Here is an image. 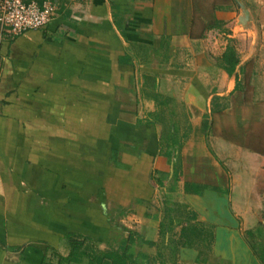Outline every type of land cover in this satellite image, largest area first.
<instances>
[{
  "label": "crops",
  "instance_id": "obj_1",
  "mask_svg": "<svg viewBox=\"0 0 264 264\" xmlns=\"http://www.w3.org/2000/svg\"><path fill=\"white\" fill-rule=\"evenodd\" d=\"M56 5L44 29L0 32V264L66 256L69 234L105 251L112 226L147 264H264V0ZM164 180L169 225L206 226L175 233L172 263Z\"/></svg>",
  "mask_w": 264,
  "mask_h": 264
},
{
  "label": "trees",
  "instance_id": "obj_2",
  "mask_svg": "<svg viewBox=\"0 0 264 264\" xmlns=\"http://www.w3.org/2000/svg\"><path fill=\"white\" fill-rule=\"evenodd\" d=\"M223 60L224 68L229 74H232L238 64L233 48H228ZM162 200L164 203V196ZM170 223H173V221L168 224L165 221L162 223L160 233L162 236L169 232ZM180 224L185 225L186 240L188 234L193 235L196 230H198L199 237L202 239L201 234L203 230H206V226L198 222L196 215L191 211L186 213ZM111 232L109 248L105 251L100 250L96 242L89 237L80 234H69L64 240L67 255L63 256L54 249H48L42 264H78L81 262L86 264H147L149 262L148 257L138 250L137 246L140 244V239L135 232L130 231L129 236H124L123 233H128V230L118 229L114 226L111 227Z\"/></svg>",
  "mask_w": 264,
  "mask_h": 264
},
{
  "label": "built area",
  "instance_id": "obj_3",
  "mask_svg": "<svg viewBox=\"0 0 264 264\" xmlns=\"http://www.w3.org/2000/svg\"><path fill=\"white\" fill-rule=\"evenodd\" d=\"M58 0H0V32L11 37L48 27Z\"/></svg>",
  "mask_w": 264,
  "mask_h": 264
},
{
  "label": "rangeland",
  "instance_id": "obj_4",
  "mask_svg": "<svg viewBox=\"0 0 264 264\" xmlns=\"http://www.w3.org/2000/svg\"><path fill=\"white\" fill-rule=\"evenodd\" d=\"M162 190L160 191V193L162 192V195L164 196L165 198V201H164V209H163V217L165 215V222L166 224H168L170 221H173L174 219H178L179 215L181 214V201H180V198L178 197L177 195V192L176 190L173 191V188L175 187L174 186V183H170L168 182L167 180H164L162 182ZM175 208H178V209H175ZM178 210V211H177ZM166 212V213H164ZM171 229H169V236L167 237V235H164L162 236V238H160V248L161 250L164 251V253L166 254V260L168 263H172L173 260H174V250L177 246V236L175 233H178V234H185L184 231L185 229L184 228H177L175 227V225L173 224L172 225H169ZM174 227V228H173ZM176 237V238H175ZM149 249V252H151L152 250L156 249L155 246H152ZM78 264H86L85 262H81V263H78Z\"/></svg>",
  "mask_w": 264,
  "mask_h": 264
}]
</instances>
